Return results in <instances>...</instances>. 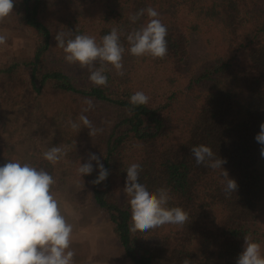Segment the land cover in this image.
Listing matches in <instances>:
<instances>
[{
	"label": "trees",
	"instance_id": "obj_1",
	"mask_svg": "<svg viewBox=\"0 0 264 264\" xmlns=\"http://www.w3.org/2000/svg\"><path fill=\"white\" fill-rule=\"evenodd\" d=\"M62 4L73 8L58 30L65 42L89 35L101 46L103 36L116 28L123 66L151 64L165 73L163 87L143 90L108 62L102 68L106 86L90 82L92 71L68 68L52 30ZM149 6L167 27L163 59L130 53L127 37L148 17L145 13L135 22L129 17ZM94 9L96 19L82 21ZM11 16L34 40V48L27 60L0 65V166L19 162L48 172L55 181L53 196L78 183L72 204L101 211L123 246L126 264H182L185 258L191 264H236L246 235L261 244L264 254V158L255 140L264 123V0H15ZM203 31H214L216 39L206 55L196 57L192 43ZM136 91L149 97L147 105L129 103ZM84 101L107 110L105 130L96 128L90 135L83 126L79 109ZM15 119L23 131L20 148L5 137ZM47 120L66 131L58 141L51 130L65 152L55 164L43 158L33 140ZM69 121L80 129L73 130ZM200 144L226 160L223 168L237 181L236 192L222 190L223 169L196 164L190 149ZM93 153L109 170L99 185L91 183L99 174L96 161L90 175L77 171ZM133 163L142 166L139 182L150 191L170 190L165 207L183 208L187 223L130 231L125 181Z\"/></svg>",
	"mask_w": 264,
	"mask_h": 264
},
{
	"label": "clouds",
	"instance_id": "obj_2",
	"mask_svg": "<svg viewBox=\"0 0 264 264\" xmlns=\"http://www.w3.org/2000/svg\"><path fill=\"white\" fill-rule=\"evenodd\" d=\"M15 0H0V21L7 18L14 9ZM146 13L148 20L139 30L128 35L130 53L134 57H151L163 59L168 52L166 36L167 27L162 23L159 12L149 6L140 9L129 19L135 22ZM64 33H58L54 38L58 47L66 54L64 59L69 63L79 62L81 67L91 65L97 58L110 63L120 76L124 75L122 54L124 48L119 43L116 28L102 38L98 46L94 37L76 35L74 39L64 40ZM7 41L6 35H0V45ZM94 86H106L108 76L103 69L92 71L89 76ZM149 97L143 91L134 92L129 103L133 107L147 105ZM89 108L91 101H87ZM85 108L83 111H88ZM79 120L83 126L90 129L94 135L97 129L87 116L81 114ZM73 130H79L80 124L69 121ZM260 147V156L264 158V123L255 136ZM197 165H204L213 170L223 169V188L225 195L238 190L237 181L229 177L223 168L226 160L217 156L212 148L205 144L192 146L190 149ZM61 147H52L43 153V158L52 164L57 163L64 155ZM99 168V174L91 183L99 185L109 175L101 159L95 153L90 155L89 162L78 168L80 175L91 174L93 164ZM142 166L133 163L127 167L125 192L131 197V217L129 229L132 232H147L167 224L184 225L189 220L188 213L181 207H165L171 199L170 190L160 187L150 191L139 182ZM54 178L44 170H37L28 164L7 162L0 166V264H73L74 252L69 250L73 227L61 214L57 200L51 193ZM182 264H191L185 258ZM236 264H264V254L261 244L250 236H245L243 251L236 258Z\"/></svg>",
	"mask_w": 264,
	"mask_h": 264
},
{
	"label": "rangeland",
	"instance_id": "obj_3",
	"mask_svg": "<svg viewBox=\"0 0 264 264\" xmlns=\"http://www.w3.org/2000/svg\"><path fill=\"white\" fill-rule=\"evenodd\" d=\"M73 8H69L65 6V4L60 5L59 10L57 11V15L55 17L54 22V28L53 33L55 35L58 34V30L60 29V26L62 24V18L64 16H69L70 11ZM97 11V10H96ZM92 10L91 14L86 19H82V21H91L96 19L97 12ZM98 15V14H97ZM87 30L91 32L92 28L88 26ZM0 35H6L7 41L5 44L0 45V65H4L7 63H10L13 60H17L19 62H23L29 58V56L33 52L34 48V40L27 36L24 32H22L20 29H18L15 25L14 19L12 18L11 14L5 18L3 21H0ZM195 42L192 43L193 47L192 50L194 51V54L196 57H201L207 54V52L212 48V44L216 39L214 31H208V32H202L201 34H197L194 36ZM210 40H212L211 43ZM59 55L62 56L64 59L65 53L63 49H60ZM64 63L68 68H72L74 70H83V71H97L101 70L103 66L107 65L106 61H101L99 58L97 60L93 61L91 65H86L84 67H81L79 62L75 63H69L65 59L63 60ZM106 62V63H105ZM148 62V61H147ZM149 63H145L143 61L134 63V64H128L125 63L123 66V72L125 74V78H128L130 82L134 83L136 86L142 88L143 90H152V89H160L163 87V82L165 78V73L157 68H151L152 65H148ZM108 66V65H107ZM128 67H131V69ZM108 68V67H107ZM112 69V68H111ZM116 69L113 71L115 72ZM53 99L51 101H55V97L52 94ZM102 106V105H101ZM85 108H89L87 102H83V104L80 106V109L82 111V114L87 116V118L92 122V126L96 128H101L102 130H105V125L109 124L108 121V113L107 110H104V108L95 107L92 105L91 108H89L88 111H83ZM47 111V108L45 109ZM100 111V112H97ZM106 114V115H105ZM81 115V112H80ZM106 117V118H105ZM45 124L44 130L37 129V132L39 135H36L33 140H36L37 147L42 152L48 151L52 147L60 146L63 148V145L60 143L55 144L53 139V135L51 134V130H53V134L56 135V140L60 141L64 138L65 132L62 131L56 125L53 123V121L47 120L43 122ZM88 131H90L89 128H87ZM22 129L20 127L19 121L17 122L16 119L11 121L9 124V133H5V137L8 140H11L18 145L17 147L20 148L22 145L18 143L19 136L22 133ZM41 132H48V135H42ZM30 134V133H29ZM7 135V136H6ZM97 137L100 135V132L98 131L96 133ZM55 140V138H54ZM78 188V183L67 185L64 187L63 191H60L57 193V195H54V198L59 201V204H67L71 203L70 195L72 194L73 190H76ZM104 245V249L109 251V258L112 259L111 264H126L125 256L121 257V251L123 250L122 244L117 241V239L114 241V245L109 246ZM109 246V248H108ZM84 254V253H83Z\"/></svg>",
	"mask_w": 264,
	"mask_h": 264
},
{
	"label": "crops",
	"instance_id": "obj_4",
	"mask_svg": "<svg viewBox=\"0 0 264 264\" xmlns=\"http://www.w3.org/2000/svg\"><path fill=\"white\" fill-rule=\"evenodd\" d=\"M57 202L61 214L73 227L69 249L75 254L73 264H111L112 259L109 258V251L104 249V245L108 243L109 246L114 245L117 238L111 224L101 211L93 206L81 210L71 203ZM123 256H125L124 249L121 251V257Z\"/></svg>",
	"mask_w": 264,
	"mask_h": 264
}]
</instances>
